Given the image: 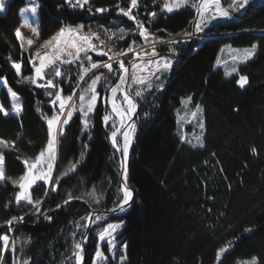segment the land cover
Masks as SVG:
<instances>
[{
    "label": "trees",
    "instance_id": "1",
    "mask_svg": "<svg viewBox=\"0 0 264 264\" xmlns=\"http://www.w3.org/2000/svg\"><path fill=\"white\" fill-rule=\"evenodd\" d=\"M223 1L227 5L232 2ZM118 2L121 7H128L129 0H90L82 10L71 7L65 0H37L39 41L51 39L61 27L82 24L94 31L105 28L110 34L125 28L128 34L115 43L113 51L125 49L133 38L137 41L138 38L134 36L133 24L116 14L114 6ZM139 3L141 8L134 14L156 37L167 41L190 33L195 15L191 5L168 13L161 11L163 1L160 4L158 0H139ZM25 5L26 0H11L5 14L0 15V79L17 93L23 108L19 117H4L0 113V139L16 142L15 147L0 148L6 177L0 183V234L7 233L14 239L17 249L14 253L6 251L4 261L13 264L19 257L30 258L31 264H76L72 258L73 243L82 241L81 234L85 236L86 230L78 229L76 222L85 224L80 217L122 203L120 164L110 139L118 124L110 111H107L111 117L108 124L103 122L106 105L102 99L91 113L88 129L83 128L82 115L74 113L58 144L53 176L60 178L57 191L52 192L51 184L40 181L30 192L33 199L44 201L41 213L46 212L53 219L48 221L43 215L33 214L31 205L23 201L16 204L19 187L12 180L27 171L25 159L32 158L31 163L45 148L48 126L44 115L52 117L50 100L54 99L45 89L22 80L12 67L14 62H20L22 76L33 75L28 62L32 55L21 48L15 34L21 25L19 12ZM97 7L111 10L96 13ZM151 11L158 13L156 18H149ZM205 35L210 36L197 41L175 67L158 74L159 81L153 77L151 89L139 87L142 96L127 169L134 201L122 215L104 219V225L122 224L116 239L120 247L127 245L124 264H217V251L226 246L228 251L220 264H244L253 256L257 257V264H264V5L240 19L232 17L208 27ZM252 44L257 45L256 54L239 67L237 75L226 79L222 70L214 68L222 47L246 48ZM113 67L116 69L117 65ZM50 69L55 72V68ZM61 72L62 76L54 83L63 89L62 95L77 91L78 96L82 87L78 86L79 69L69 67ZM240 75L248 77L245 88L236 83ZM106 76L107 82L102 79L97 89L101 98L116 81V75ZM160 83L162 89L156 87ZM188 96L193 98L192 107L200 104L204 109V132L199 136L203 147H193L199 144L193 138L187 140L192 144L181 140L184 132L177 126V115L185 109L181 101ZM74 102L78 104V97ZM0 104L7 111L12 109L3 87ZM193 128L187 130L192 132ZM253 147L256 153L252 152ZM77 161L76 170L68 172ZM46 188L49 195L45 197ZM69 194L80 199L64 204ZM57 204L61 205L59 209ZM12 216H24V220L14 222L13 230L8 232L4 221ZM72 233L76 235L73 237ZM97 247V235L89 231L84 264H92ZM102 249L105 251V245ZM117 258L118 255L108 264H117Z\"/></svg>",
    "mask_w": 264,
    "mask_h": 264
},
{
    "label": "snow or ice",
    "instance_id": "2",
    "mask_svg": "<svg viewBox=\"0 0 264 264\" xmlns=\"http://www.w3.org/2000/svg\"><path fill=\"white\" fill-rule=\"evenodd\" d=\"M4 2L5 0H0V11L4 9ZM67 4H69L73 8H80L81 10L84 9L85 5L90 4V0H65ZM155 2V0H154ZM249 0H232V4L229 7L236 6L238 8H243ZM191 5L195 9L196 15L193 18V23L196 31H203V28L207 26V24L213 20L218 18H229V12L227 8L222 6V0H199L198 3H192L191 0H163L161 11H166L168 13H172L174 10L179 9L183 6ZM117 13L119 15H123L127 17L129 20L133 21L136 25V32L138 33L139 37H141L146 42L152 43V48L150 51L142 50L141 52H136L134 46H137V41L132 40V42L125 48L119 51H113L112 48L104 50L102 45L103 41L100 39L99 34L91 33L85 34L83 32L84 25H76V26H64L61 27L49 40L44 41L43 47L49 49V52L46 55H41L39 51H36L34 55L29 57V64L32 67L33 75L28 76L24 75L21 76V67L22 64L20 62H14L12 67L16 71L17 76H21L22 80L28 81L31 84L43 88L46 90V94L49 97H54V99L50 100V103L58 105V111L62 114L65 111L66 105L69 102L71 103V107L67 111V118L63 119L62 126L59 128V135L63 136L65 134V126H67L71 119L73 118L74 113L79 112L83 119L82 125L83 128L86 130L90 127L91 121L89 116L93 113L96 109L97 102L100 99H103L105 103L111 102V110L112 113L119 117L120 121V128H126L122 132L123 136V143L122 146L118 145L117 142V131L119 129L112 131L111 133V140L112 144L118 151L121 152V155L125 158L124 161L121 162V168L123 169L121 175L124 179V186L122 187L123 197L122 203L118 205V209L120 211H124L126 205L132 201L133 197V190L127 187V156L129 153V148L136 131V124L134 122L128 123L125 125V121H131L132 117L136 114L137 111V104L133 100L132 96L130 95L128 88L131 87L132 84L137 85H144L147 89H151L153 87L152 78L154 77L156 81L160 80V75L167 73L171 70L173 66V59L169 56H161L160 53L157 51L155 44H175L177 43L176 40L164 41L160 37H156L153 33L149 32V29L145 26V23L139 19H137V15L134 14L133 10L138 9L139 7V0H129L128 7H121L120 3L118 2L115 6ZM111 9L108 7H97L95 8L96 13H105L110 11ZM23 11L31 12L33 15L37 12V6H33L30 9L25 8ZM88 11L91 13L92 8L89 7ZM158 15L157 12L151 11L148 13L149 18L154 19ZM24 26L30 27L29 21L27 19L24 20ZM35 32L36 30L33 29ZM158 31H164L163 29H159ZM120 35L119 39H125V36L128 34L125 28L119 29ZM18 38L21 37L20 28L16 29L15 32ZM115 33H112L111 36H115ZM171 35V33L169 34ZM184 35L190 36L191 33L185 32ZM111 36L109 37L111 39ZM94 41H99V45ZM28 45L31 47L33 41L29 40ZM21 48L23 49V44H21ZM72 48L75 49V54L73 55L72 52H68L67 56L70 59H65L62 57V54L65 52V49ZM257 49L256 44H252L249 48H245L242 50H236L240 55L238 57H233L234 60L238 59L241 62L247 61L252 56L255 55ZM170 51L174 52V49H170ZM89 52H96L97 55L106 56L108 57L107 61L101 62H93L92 56H90ZM83 53V57L87 60V66H84L83 61H81V54ZM111 53V55H110ZM129 53H132L133 56L131 59L127 61L128 65H131V77L129 78V67L126 66L124 59H119L120 57H128ZM147 57L145 60L144 58ZM11 59V57H9ZM37 61L39 63L37 64ZM74 61H81V72L79 76V80L83 81L85 76H87L90 72L95 69H107L108 73H112L118 76L117 81L112 84L108 88V92L110 96L101 98L100 93L97 90V86L101 83L102 79L107 82L108 77L105 76L103 72H99L98 74H94L87 84L86 87L81 89L80 94L78 96L79 103L73 102V97L76 95L75 92L72 94L62 97L63 89L59 86L58 83H54L52 78H49L46 74V69L49 66L57 64V62L71 64ZM137 61H143V63H137ZM113 62L118 64V68L114 69ZM219 64V60L217 61ZM237 68H232L231 72L226 73V75H231L232 72H237ZM139 72H148V76H141L138 75ZM55 77H61L62 72L60 68L57 66L54 72ZM129 79L131 83H129ZM38 81H43V83H38ZM6 82V81H5ZM236 83L239 87L243 88L248 83V77L246 75H240L239 79H237ZM156 87L158 89H162L163 84H157ZM48 89H52V91H47ZM10 95L18 101L17 93L9 89ZM119 94V96H118ZM135 96L140 97L142 96V91L137 89L135 90ZM122 97V103H117L118 99ZM192 97L188 96L184 98L181 103L187 107L189 103L192 102ZM195 111L191 113V115L195 118L197 113L203 114V107L200 104H195ZM12 111L16 115H20L23 111L22 105L17 102L12 105ZM37 111H40L38 108ZM0 113L4 116H8L10 113L5 109L3 105H0ZM110 115L105 114L103 116V122L107 125L110 120ZM44 119H46L47 126H48V140L47 144L44 149H42L39 154L34 158V162L29 163V159L24 160V164L27 168V171L21 175L18 179L12 180L13 185H17L19 187V191L15 195V202L17 205L21 204V201L31 205L34 209L33 214H40L44 216L45 220L51 221L53 218L52 216L48 215L46 212L41 213L40 205L44 203L42 199H33L32 195L30 194L29 190L32 188L33 185L36 184L37 181H43L46 185L51 184V191L56 192L57 186L60 184V178L55 177L53 178V169L55 167L56 161V145L58 143L55 125L60 123V116L53 115L51 118H48L44 115ZM113 128H115V123H113ZM199 127L201 129L204 128V123L202 120L199 122ZM185 137L181 136V140H184ZM199 144H193V147H203V140L200 137H197ZM15 141H7L4 139H0V146L4 147H15ZM191 143V141H188ZM87 147V145H85ZM255 147L252 148V152L256 153ZM47 154V155H46ZM83 155V154H82ZM46 156V159H45ZM72 163L68 172L75 171L77 168V164ZM46 164V168L43 165ZM41 165V167H37ZM68 172H65L64 175H68ZM5 177V168H4V156L0 154V181H4ZM43 195L46 197L49 195V191L46 188ZM91 195V194H90ZM73 199H80V197H73L69 194L68 199L64 200V204H68ZM5 207L7 208L8 205L6 204ZM57 209L61 207L60 204H57ZM117 209H111V211H116ZM81 220L88 221L89 223L80 224L79 221L76 222L77 228H89L90 224L93 221L92 214L89 213L86 216L80 217ZM103 217L100 215L95 216V221L102 220ZM24 220V216H12L11 218L4 221V224L8 226V232L13 230L14 222H22ZM121 224L116 223H108L106 227H103L101 231L98 233V238L101 242H105L108 246V251H113L117 245L114 243L116 239V232L120 229ZM245 231H251V229H245ZM73 237L76 233H72ZM83 241H74L73 243V252L72 258L75 259L76 264H82L84 259L83 252L84 247L83 244L86 242L87 237L83 236ZM30 237L28 241L30 242ZM0 241L3 242V247H0V264H5L4 261V253L11 252L14 253L17 251L15 246V240L11 239L7 233L0 234ZM123 250L126 252L127 245H122ZM228 251V247H221L216 254L217 264H220L221 257ZM108 260V257L105 255V252L100 248L97 247L95 252V258L93 260V264H105ZM127 260V256L121 254L120 261L121 264H124V261ZM13 264H31L30 258L21 259L17 257V259L13 262ZM244 264H257V257L253 256L250 260L245 261Z\"/></svg>",
    "mask_w": 264,
    "mask_h": 264
},
{
    "label": "rangeland",
    "instance_id": "3",
    "mask_svg": "<svg viewBox=\"0 0 264 264\" xmlns=\"http://www.w3.org/2000/svg\"><path fill=\"white\" fill-rule=\"evenodd\" d=\"M11 0H5V2H4V9H3V11H0V15H3V14H5V12H6V7H7V5H8V3L10 2ZM162 1L163 0H158V2H161L160 4H162ZM192 1V0H191ZM253 0H249V2L243 7V8H238V7H236V6H232V7H229V5L230 4H232V2L228 5V8H229V10L232 12L231 14L229 13V18H218V19H213V20H211L208 24H207V26L206 27H204L203 28V31H199V34H198V37H196V38H198V40L197 41H200V40H202V39H205V38H207V37H209L210 35H205V32H206V29L208 28V27H210V26H212V25H215L216 23H219V22H223V21H226V20H228V19H230V18H232L231 16L233 15V14H235V15H240V14H242L243 12H244V10L246 9V7L252 2ZM197 2H199L198 0L195 2V3H197ZM140 4V3H139ZM259 4H264V0H259ZM33 6H37V12H36V14L35 15H33L30 11L29 12H25V11H23L25 8H31V7H33ZM140 6V5H139ZM184 7V6H183ZM138 8H141V7H138ZM182 8V7H181ZM181 8H179V9H181ZM179 9H176V10H174L173 12H175V11H177V10H179ZM136 11V9H134L133 10V12H135ZM116 14H118L117 12H116ZM119 15V14H118ZM19 16H20V19H21V25L19 26V28H20V31H21V37L20 38H18L17 36V39L19 40V42L21 43V44H23V48L26 50V51H28L29 52V54H31V55H34V53L36 52V51H39V53L43 56V55H46L48 52H49V49H47V48H45V47H43V44L44 43H42V42H40L39 41V13H38V3H37V0H26V5L20 10V12H19ZM119 16H123V15H119ZM125 17V16H124ZM25 19H27L28 21H29V24H30V27H28V26H24V20ZM128 21H130L132 24H133V27H134V32L136 33H134L135 35L134 36H137V38H138V41H137V46H134V48H135V51L136 52H141L142 50H147V51H150L151 50V48H152V43L151 42H146V41H144L141 37H139V35H138V33L136 32V26H135V24H134V22L133 21H131V20H129V19H127ZM33 29H35L36 31L34 32L33 31ZM91 30V29H90ZM194 30V29H193ZM192 32V27H191V30H190V33ZM196 32V31H195ZM112 33H115L116 35L115 36H113V42L112 43H110L109 42V40H108V38H105V34L104 33H102V34H100V33H97V34H99V36H100V39L103 41V45H102V47H103V49L104 50H107V49H109V48H112V49H114V45H115V43H117V42H120V39L118 38L119 37V35H120V32H118V31H113ZM186 37V38H185ZM189 38H190V36H184V37H181V38H174V39H170V40H176L177 41V43H175V44H168V43H165V44H160V43H156L155 44V47H156V49H157V51L160 53V55L161 56H167L166 54H176V55H179V54H181L182 52H183V50L185 49V44H187L188 43V40H189ZM29 40H31V41H33V44L31 45V47L28 45V41ZM124 40V39H123ZM133 40H135L134 38H133ZM170 40H167V41H170ZM108 41V42H107ZM95 43H97L98 45H99V42L98 41H94ZM110 46V47H109ZM182 50H181V49ZM246 48H249V47H246ZM170 49H174V52H172V51H170ZM242 49H245V48H233V47H231V46H224V47H222L221 48V50L219 51V53H218V55H217V58H216V60H215V62H214V68L215 69H219V70H222L223 71V73H224V76H225V78L226 79H230V78H232L233 76H235V75H237V72H232V74L231 75H226V73H228V72H231V70H232V68H237V70L239 69V67L240 66H242V65H244V64H246L247 62H249L250 60H252L253 59V57L255 56H252L250 59H248L247 61H244V62H241L240 60H238V59H236V60H234L233 59V57H238L239 55H240V53H238L236 50H242ZM256 51H257V49H256ZM68 52H72L73 53V55L75 54V49H72V48H67V49H65V52L62 54V57L63 58H65V59H70V57H68L67 56V53ZM90 56H92V59H93V62H97L96 60V58H98V57H102V58H105L106 60H104V61H107L108 60V57H106V56H100V55H97V53L96 52H89L88 53ZM255 54H256V52H255ZM110 55H111V53H110ZM132 56H133V54L132 53H129V55H128V57H120L119 59H124L125 60V63H126V66H127V61L129 60V59H131L132 58ZM170 57V56H169ZM147 58V57H146ZM172 59H173V61H174V63H173V66H174V64L176 63V59H174L173 57H171ZM219 60V64L217 63V61ZM81 61H83V64H84V66H87V64H88V62H87V60H85L84 59V57H83V53L81 54ZM81 61H74L73 63H71V64H65V63H60V62H57V64H55V65H52V66H49L47 69H46V72H48L49 73V78H52L53 79V81L55 82L59 77H55V75L54 74H52L54 71L52 70V69H50L51 67H53V68H56L57 66L62 70V69H64V70H68L69 69V67H77L78 69H79V72H81ZM99 62H101V61H99ZM39 63V61H37V64ZM138 63V62H137ZM117 65V68H118V64H116L115 62H113V66H116ZM173 66H172V68H173ZM171 68V69H172ZM14 69V68H13ZM103 68H100V69H95V70H93L92 72H90L87 76H85V78H84V80L83 81H80V80H78V82H79V87L80 86H82L81 88H80V91H81V89H83L84 87H86L87 86V84L90 82V80H91V78H92V76L94 75V74H98L99 72H101V70H102ZM105 70V76L107 75V74H109L108 73V71H107V69H104ZM14 71H15V69H14ZM16 72V71H15ZM34 74V73H33ZM114 75V74H113ZM149 75V73L148 72H145V74L143 75V76H148ZM21 76H22V68H21ZM21 76H19V77H21ZM79 76H80V73H79ZM116 77V81H117V79H118V76L116 75L115 76ZM239 79V78H238ZM115 81V82H116ZM114 82V83H115ZM114 83H111L109 86H108V88L112 85V84H114ZM248 84V83H247ZM247 84L243 87V88H245L246 86H247ZM238 85V84H237ZM141 85H135L132 89V92H133V96H135V94H134V91L135 90H137V89H139V87H140ZM4 88V89H6V91H7V93H8V95H9V98H10V101H11V106L14 104V103H17V102H19L21 105H22V103H21V99H20V97L17 95V97H18V101L16 100V99H14L11 95H10V92H9V88L7 87V85H6V83H5V81L4 80H2V79H0V89L1 88ZM79 87L77 88V90L79 89ZM238 87H239V85H238ZM239 88H241V87H239ZM97 89H98V86H97ZM80 91H79V94H80ZM77 92V91H76ZM75 92V93H76ZM77 95V94H76ZM74 96L73 97V102H74V98L75 97H78V96ZM107 96H110V93L108 92V89L106 90V95L104 96V97H107ZM62 97H66V96H63L62 95ZM136 98H138V101L140 100L139 98L140 97H136ZM103 100V99H102ZM103 102H104V100H103ZM110 102V101H109ZM105 103V105H106V108H105V112H104V114H107V111H110V113H112V110H111V102L110 103ZM71 103L72 102H69L67 105H66V108H65V111L61 114L59 111H58V105H59V102H57V104L56 105H53V104H51L50 103V106H51V108H52V111H53V115L55 114V115H59L60 116V123L59 124H57V125H55V129H56V135H57V140H58V143H57V145H56V161H55V166H56V163H57V155H58V144H59V140H60V138L62 137V136H60L59 135V128L62 126V121H63V119H65V118H67V111H68V109L71 107ZM78 103H79V101H78ZM98 103V102H97ZM1 105V104H0ZM183 104H182V108H183ZM56 107V108H55ZM185 107V106H184ZM193 111H195V107L193 106L192 107V103H189L188 105H187V107H185V109L183 110V112H181V113H178V115H177V126L180 128V129H182L183 130V136L185 137V139L184 140H182L183 142H185V141H187V140H191L192 138L193 139H195V140H197V138L196 137H194V136H197V137H199L200 136V134L202 133L203 134V132H204V128L203 129H201L200 127H199V122L202 120V122L204 123V120H203V114L201 115L200 113H197V116L194 118L192 115H191V113L193 112ZM10 114L8 115V116H14V117H19L20 115H21V113H20V115H16L15 113H13V111H12V109L10 110V111H8ZM113 114V113H112ZM52 115V116H53ZM114 116H115V114H113ZM4 116V115H3ZM8 116H4V117H8ZM90 116H91V114H90ZM90 116H89V119H90ZM51 118V117H50ZM115 118H116V116H115ZM82 119H83V117H82ZM116 120H117V124H118V129H119V131H117V136H118V134L120 133V130H121V128H120V121H119V119L118 118H116ZM45 121H46V119H45ZM186 124V126H185V124ZM182 124H183V127H182ZM194 127L193 128V131L192 132H190V130H187V128L188 127ZM182 127V128H181ZM65 128H66V126H65ZM202 134H201V137H202ZM194 135V136H193ZM200 137V138H201ZM110 139H111V137H110ZM111 142H112V140H111ZM132 142H133V140H132ZM188 142V141H187ZM191 144H192V142H191ZM4 146H0V148H3ZM129 150H130V148H129ZM129 154V153H128ZM47 155V154H46ZM45 159H46V156H45ZM32 162H34V160L32 161ZM37 167H41V165H38ZM43 167H45L46 168V164L45 165H43ZM54 171H55V167H54V169H53V176H54ZM3 181H0V183H2ZM37 182H40V181H37ZM36 182V183H37ZM34 186V185H33ZM33 186H32V188H33ZM31 188V189H32ZM31 189L29 190V192H31ZM93 213V212H92ZM97 216V215H96ZM100 216H102L103 217V219L102 220H100V221H95V217L93 218V221L94 222H92V226H91V228H90V230L89 231H94V233L97 235V238H98V233H99V231H101L102 229H103V227H106V225H104V219H105V216L106 215H100ZM86 223H87V221H86ZM112 224H116V223H112ZM119 224H121V223H119ZM121 229H122V224H121V227H120V229H118V231L116 232V234H115V236H116V238H117V236H118V234L120 233V231H121ZM89 233V232H88ZM114 243L117 245V247L113 250V251H108V246H107V244L105 243V242H101L100 240H99V238H98V247H100L101 249L103 248V246L105 245V255L108 257V260L105 262V264H108L110 261L113 263L114 262V259L116 258V256L118 255V258H117V264H121V261H120V256H121V254H125V251L123 250V248L122 247H120L119 246V242H118V240L117 239H115V241H114ZM84 254H85V252H84ZM93 258H95V254H94V257ZM94 260V259H93ZM92 264H93V262H92Z\"/></svg>",
    "mask_w": 264,
    "mask_h": 264
},
{
    "label": "water",
    "instance_id": "4",
    "mask_svg": "<svg viewBox=\"0 0 264 264\" xmlns=\"http://www.w3.org/2000/svg\"><path fill=\"white\" fill-rule=\"evenodd\" d=\"M261 5H264V4H259V0H253L247 7H246V9L244 10V12L242 13V14H240V15H235V14H233L232 16L234 17V18H236V19H240V18H242V17H244L245 15H247L251 10H253L254 8H256V7H260ZM222 6L223 7H225V8H227V10H228V12L231 14L232 12L229 10V8H228V5L222 0ZM195 15H196V12H195ZM194 15V16H195ZM193 28H194V23L192 24V32H191V35H190V38H189V40H188V43H187V45H186V47H185V49L183 50V52L181 53V54H179V55H176V54H166L167 56H170V57H173L174 59H176L178 62H180L191 50H192V48L194 47V44H195V42H196V40H193ZM177 63V62H176ZM176 65V64H175ZM174 65V66H175ZM127 66L129 67L130 65H128L127 64ZM135 97V102H136V104H137V111H136V114L132 117V120L131 121H129L128 123H131V122H134L135 123V120H136V117H137V113H138V110H139V101H138V98H136V96H134ZM127 123V124H128ZM126 124V125H127ZM126 128H121V130H120V133L118 134V136H117V142H118V145H121L122 146V143H123V136H122V132L125 130ZM116 149V151H117V154H118V159H119V164H120V177H121V180H122V183H123V186H124V179H123V177H122V175H121V173H122V171H123V169L121 168V162L122 161H124L125 160V158L121 155V152L120 151H118L117 150V148H115ZM127 169H128V156H127ZM127 187H129V188H131L132 190H133V188L130 186V183H129V181H128V179H127ZM134 197H135V193H134V190H133V197H132V201H130V203L128 204V205H126L125 206V208H124V211H120L119 209H118V206H116V207H114V208H112V209H117L116 211H111V209H109V210H106V211H96V212H93V213H91L92 214V217L94 218L96 215H106V216H114V215H122L123 213H125L126 212V210L128 209V207L132 204V202L134 201ZM87 223H89L88 221H87ZM91 226H92V223L90 224V227L89 228H87L86 230H85V236L87 237V234H88V232H89V230H90V228H91ZM82 241H83V239H82ZM85 244H86V242H84V244H83V247H84V252H85ZM84 252H83V257H84V259H83V261H82V264H84V260H85V254H84Z\"/></svg>",
    "mask_w": 264,
    "mask_h": 264
},
{
    "label": "bare ground",
    "instance_id": "5",
    "mask_svg": "<svg viewBox=\"0 0 264 264\" xmlns=\"http://www.w3.org/2000/svg\"><path fill=\"white\" fill-rule=\"evenodd\" d=\"M194 30H193V40H198V38H196V37H198V34H199V31H196L195 30V27L193 28ZM196 31V32H195ZM145 60L147 59L146 57L144 58ZM138 63H143V61H137ZM145 74V72H139L138 73V75H141V76H143ZM131 75H132V73H131V65L129 66V73H128V76H129V78L131 77ZM129 83H131V81H130V79H129ZM135 85H137V84H132L131 85V87H129L128 88V91H129V93H130V95L132 96V98H133V100L135 101V97L133 96V92H132V88L135 86ZM118 96H119V94H118ZM110 103V102H109ZM117 103L119 104V103H122V97L120 98V99H118V101H117ZM111 105V104H110ZM116 116V115H115ZM116 118H118L119 119V117H117L116 116ZM129 121H125V125L128 123ZM126 130V129H125ZM133 140V139H132ZM131 146H132V142H131V145H130V148H131Z\"/></svg>",
    "mask_w": 264,
    "mask_h": 264
},
{
    "label": "built area",
    "instance_id": "6",
    "mask_svg": "<svg viewBox=\"0 0 264 264\" xmlns=\"http://www.w3.org/2000/svg\"><path fill=\"white\" fill-rule=\"evenodd\" d=\"M139 7H141V6H139ZM140 20V19H139ZM135 24V23H134ZM136 26V25H135ZM83 32L85 33V34H91V33H97V32H93V31H91V30H89V29H83ZM99 33L100 34H102V33H104L105 35V38H108V40H109V42L110 43H112L113 42V40H112V38H113V36H111V34L108 32V30H106V29H104V28H101L100 29V31H99ZM111 36V39L109 38ZM114 39V38H113ZM99 42V41H98ZM108 42V41H107ZM110 47V46H109Z\"/></svg>",
    "mask_w": 264,
    "mask_h": 264
}]
</instances>
